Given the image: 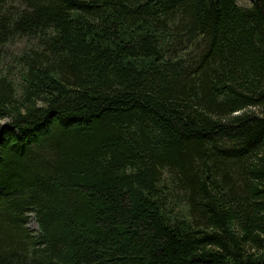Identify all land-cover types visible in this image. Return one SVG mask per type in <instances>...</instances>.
<instances>
[{"label": "trees", "instance_id": "trees-1", "mask_svg": "<svg viewBox=\"0 0 264 264\" xmlns=\"http://www.w3.org/2000/svg\"><path fill=\"white\" fill-rule=\"evenodd\" d=\"M249 1L0 0V264H264Z\"/></svg>", "mask_w": 264, "mask_h": 264}, {"label": "rangeland", "instance_id": "rangeland-1", "mask_svg": "<svg viewBox=\"0 0 264 264\" xmlns=\"http://www.w3.org/2000/svg\"><path fill=\"white\" fill-rule=\"evenodd\" d=\"M237 3L241 6H249L250 5L249 0H237ZM22 48H23V44L16 43L12 46H9V48H7V51L9 52L10 55L12 54V55L16 56L17 54H19V52H21ZM28 227L30 229H33V230L37 229V227L35 225V221H34L32 216L28 222Z\"/></svg>", "mask_w": 264, "mask_h": 264}]
</instances>
